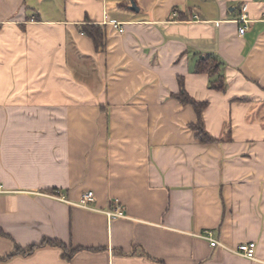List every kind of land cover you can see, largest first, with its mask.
Masks as SVG:
<instances>
[{
  "label": "crops",
  "instance_id": "obj_1",
  "mask_svg": "<svg viewBox=\"0 0 264 264\" xmlns=\"http://www.w3.org/2000/svg\"><path fill=\"white\" fill-rule=\"evenodd\" d=\"M180 77L219 141L197 139ZM90 190L96 209L77 205ZM0 227V256L82 248L0 264H264V0H0Z\"/></svg>",
  "mask_w": 264,
  "mask_h": 264
},
{
  "label": "trees",
  "instance_id": "obj_2",
  "mask_svg": "<svg viewBox=\"0 0 264 264\" xmlns=\"http://www.w3.org/2000/svg\"><path fill=\"white\" fill-rule=\"evenodd\" d=\"M127 1L121 3V5L126 6ZM83 31L89 35L93 41L97 49L101 50L104 46L105 42V31L103 26L100 24H84L82 26ZM196 71L199 73H207L209 77H216V79L212 80L210 83L211 88L223 90L225 88L224 80L222 75L220 74V62L217 58L213 56H207L201 58L196 65ZM180 82V89L177 93H173V97L177 98L182 104L184 105H191L197 114V121L190 124L191 129L196 132V137L201 143H211L217 142L220 139L214 137L205 127L203 113L206 109L208 102L200 101L191 96L184 86L183 78H179ZM0 235L4 238L11 239V236L7 234L1 227H0ZM54 247L58 248L62 251L63 257L66 259H71L75 252L82 249L81 247H74L72 245L66 244L64 241L57 239V238H44L40 243H35L29 245L28 247H22L14 242V249L13 251L5 256H0L1 259H5L14 255H30L34 251L45 247ZM100 249V248H94ZM120 252L124 253L122 250ZM161 261L163 264L164 262Z\"/></svg>",
  "mask_w": 264,
  "mask_h": 264
},
{
  "label": "built area",
  "instance_id": "obj_3",
  "mask_svg": "<svg viewBox=\"0 0 264 264\" xmlns=\"http://www.w3.org/2000/svg\"><path fill=\"white\" fill-rule=\"evenodd\" d=\"M239 21L244 23V25H242L239 28V32L241 34H244L245 31L247 30V23L249 21L248 13L245 10H243V12L241 13V17H240ZM114 26H115V28H118L120 32L124 31L121 24L114 22ZM55 197H59V198L61 197V199H63V196H60L57 194L55 195ZM94 199H95L94 192L91 190L87 191L83 194L82 198L77 203V205L84 207V208L96 209L91 205V203L94 201ZM107 214L111 218H116V217L124 216L125 213H124V210H123L121 203L118 200H113L112 208L107 210ZM203 237L205 239L209 240L210 244L212 246H219L225 250H228V251L234 252L236 254L245 256L249 259H256V246L257 245L255 242H243V243H240L236 247H230V246L220 242L216 238H214L212 235V232H210V231H206L205 234H203Z\"/></svg>",
  "mask_w": 264,
  "mask_h": 264
},
{
  "label": "water",
  "instance_id": "obj_4",
  "mask_svg": "<svg viewBox=\"0 0 264 264\" xmlns=\"http://www.w3.org/2000/svg\"><path fill=\"white\" fill-rule=\"evenodd\" d=\"M135 7V4H133V8Z\"/></svg>",
  "mask_w": 264,
  "mask_h": 264
}]
</instances>
